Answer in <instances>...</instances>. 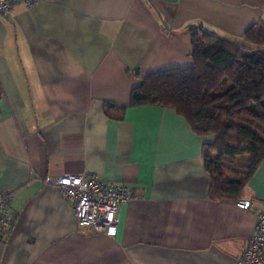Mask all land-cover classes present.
<instances>
[{
  "label": "crops",
  "instance_id": "0c3cea01",
  "mask_svg": "<svg viewBox=\"0 0 264 264\" xmlns=\"http://www.w3.org/2000/svg\"><path fill=\"white\" fill-rule=\"evenodd\" d=\"M264 0H36L0 16V264H238L264 208V160L240 199L209 197L196 134L174 109L129 106L150 73L193 65L189 27L245 41ZM127 106L125 118L104 112ZM125 183L116 237L80 226L47 182Z\"/></svg>",
  "mask_w": 264,
  "mask_h": 264
},
{
  "label": "trees",
  "instance_id": "16d2710c",
  "mask_svg": "<svg viewBox=\"0 0 264 264\" xmlns=\"http://www.w3.org/2000/svg\"><path fill=\"white\" fill-rule=\"evenodd\" d=\"M189 31L193 65L150 73L132 90L129 106L172 108L196 134L214 135L202 146L212 179L209 197L241 200L264 160V24L245 31L249 44L201 25ZM126 111L127 106L109 102L104 107L117 120Z\"/></svg>",
  "mask_w": 264,
  "mask_h": 264
},
{
  "label": "built area",
  "instance_id": "2783aa9c",
  "mask_svg": "<svg viewBox=\"0 0 264 264\" xmlns=\"http://www.w3.org/2000/svg\"><path fill=\"white\" fill-rule=\"evenodd\" d=\"M36 0H0V16L10 14L16 3L32 6ZM56 185L62 196L70 200L80 226H93L96 232L116 237L121 222V204L133 198L125 183L105 182L96 175L67 173L57 179L47 178ZM12 194L0 191V231L12 225L10 211ZM236 205L244 210L252 206L250 199L238 200ZM238 264H264V208L258 212L257 221L245 251Z\"/></svg>",
  "mask_w": 264,
  "mask_h": 264
},
{
  "label": "rangeland",
  "instance_id": "374dc122",
  "mask_svg": "<svg viewBox=\"0 0 264 264\" xmlns=\"http://www.w3.org/2000/svg\"><path fill=\"white\" fill-rule=\"evenodd\" d=\"M239 43H243V44H249L246 40L243 41V42H239ZM212 136V141L215 139V136L214 135H211Z\"/></svg>",
  "mask_w": 264,
  "mask_h": 264
}]
</instances>
